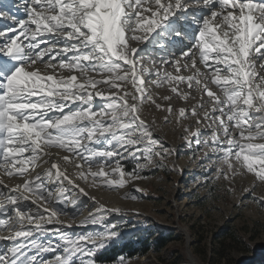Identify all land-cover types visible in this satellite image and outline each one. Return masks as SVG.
I'll return each mask as SVG.
<instances>
[{
  "label": "snow or ice",
  "instance_id": "1",
  "mask_svg": "<svg viewBox=\"0 0 264 264\" xmlns=\"http://www.w3.org/2000/svg\"><path fill=\"white\" fill-rule=\"evenodd\" d=\"M13 8L14 0H0V18L13 21L0 19V170L6 175L26 177L42 156H50L45 149L59 148L88 165L81 179L90 176L93 184L109 189L125 187L127 179L139 177L136 170L125 172V152L134 160L141 153L148 163L164 154L155 152L160 141L140 116L145 103L156 104L147 84L168 85L186 100L176 85L187 83L207 95L211 110L204 118L217 125L210 140L202 141L199 130L191 133L194 142L213 145L227 169L239 166L264 182V0H26L23 18ZM181 16L191 18L190 31L177 27ZM185 36L191 43L176 51ZM130 41L146 44L138 49ZM157 48L172 50L159 67H144L145 56ZM198 60L208 73L200 71ZM165 65L192 74L161 71ZM96 98L103 101L98 108ZM156 107L173 112L171 106ZM191 114L197 115L196 108ZM178 116L186 118V110ZM109 160L115 167L106 171ZM94 164L100 165L97 171ZM74 190L88 195L56 162L22 185L8 188L0 181V212L6 217L0 219V232L8 233L0 234V241L12 242L0 253V264H74L77 256L82 264H94L83 258L94 256L116 233L73 238L61 232L59 217L66 213L56 205L69 202L67 194ZM89 221L103 222L91 215L81 223ZM49 233H59L62 243L36 238ZM58 248L54 261L43 258Z\"/></svg>",
  "mask_w": 264,
  "mask_h": 264
},
{
  "label": "rangeland",
  "instance_id": "2",
  "mask_svg": "<svg viewBox=\"0 0 264 264\" xmlns=\"http://www.w3.org/2000/svg\"><path fill=\"white\" fill-rule=\"evenodd\" d=\"M3 2L8 4L10 0ZM14 3L13 12L23 18L26 0H14ZM0 19H3L5 24L13 23L6 18ZM190 19L186 20L181 16L177 27L190 31L194 27ZM168 39L175 38L168 37ZM130 43L136 48H141L142 45L145 47L146 44L135 41ZM190 43L191 41L185 36L184 43L177 45L182 49ZM152 52L153 55H146L147 58L142 61L146 68L159 67L160 58L166 57L160 50L155 49ZM160 53L162 56L157 55ZM44 59L47 60L48 57ZM151 61H155V64ZM197 67L204 73L209 72L199 60ZM165 69L173 72L174 75L192 74V70L183 69L180 73H175L168 65H165L161 71ZM257 71L260 72L261 69L257 68ZM89 74L101 78L95 73ZM100 87L105 92L108 91L104 85ZM126 87L130 92L133 90L130 85ZM147 87L156 104L162 105L163 109L169 106L173 109V112L169 113L158 109L156 104L145 103L140 112L141 119L150 126L153 138L160 141L155 146V152L164 154L153 155L151 163H148L141 153H137V158L134 160L125 152V158L121 161L125 172L136 170L139 173L138 178L127 179L125 187L109 189L102 182L93 184L90 176L87 180L81 179V171L86 172L88 168L82 159L74 157L72 153L63 149H45L46 152L57 153L60 168L76 185L88 193L87 196H82L78 190H74L67 194L69 202L57 203L56 206L66 213L59 217L64 225L61 227V232L73 238L80 235L100 236L115 232L116 235L108 238L105 247L97 249L95 254L116 244L128 243L138 248L147 243L150 247L145 255L129 258L120 256L114 262L102 264H121L123 258H126L123 260L124 264H191V258L197 264H264V203H262L264 182H259L254 175L239 166L234 171L227 169L218 159L219 153L213 151V145H197L191 135L199 130L202 141L210 140V133L217 128L215 123L204 118L205 110H211L209 98L202 90L189 88L187 83L176 85L179 93L188 95L186 100L172 92L168 85L157 87L148 83ZM209 87L220 94L216 85L209 83ZM102 102L100 98H96V107L98 108ZM202 102L205 105L204 109L197 107ZM181 108L186 110L184 119L178 116ZM193 108H196V116L191 114ZM189 141L193 142L189 143ZM140 147L142 148L143 145ZM65 156L69 157L68 161L63 159ZM137 163L147 164V167L136 169ZM99 167V164H94L92 170L97 171ZM113 167L115 164L109 160L105 170L111 171ZM23 178H28V175L9 177L0 170V181L8 188L15 187ZM65 186L68 185L65 183ZM48 187L53 188L55 185L49 183ZM56 195L59 193L57 192ZM2 200L3 197L0 196V201ZM101 206L106 211H98ZM112 206H121L128 210L135 207L139 214L132 218L127 214L109 218ZM43 207L51 210L52 205L43 204ZM91 215L97 220L102 219L103 222L81 223ZM3 218L6 217L0 212V219ZM0 234L8 235L7 232ZM157 236L166 237V244L158 250L155 248ZM36 238L41 242L51 240L54 245L62 243L59 233H49L43 237L37 235ZM11 243V241H0V253L10 247ZM87 246L92 247L91 244ZM61 251L58 248L54 252L42 255L45 260L54 261L55 256L61 254ZM83 259H92L94 264H98L94 256ZM74 264H82L79 256L74 257Z\"/></svg>",
  "mask_w": 264,
  "mask_h": 264
},
{
  "label": "bare ground",
  "instance_id": "3",
  "mask_svg": "<svg viewBox=\"0 0 264 264\" xmlns=\"http://www.w3.org/2000/svg\"><path fill=\"white\" fill-rule=\"evenodd\" d=\"M142 47H143V45H142ZM157 50H159V48H157ZM171 50L172 49H166L165 51H161V52H162L163 56H164V54L167 56L168 53H169V51H171ZM175 50L176 51H179L180 50V46L176 45L175 46ZM154 53H156V51H154ZM150 54L153 55V52L151 51ZM157 55L158 56H162L161 53L160 54H157ZM145 58H147V57H145ZM37 67H41L42 68L43 65L37 64ZM201 72H203V71H201ZM64 75H68V73L65 72ZM89 75H91V74H89ZM145 79L147 81L148 80V77H146ZM49 153H50V156H43L40 159V161L36 162V164L30 170V174L28 175V178H23L22 180L20 179L19 184L22 185L26 180H29V179L35 177L37 174H43V173H45L48 169L51 168V164L53 162H56V163L59 164L57 153H53V152H49ZM61 170H62V168H61ZM116 209H119V211H115ZM109 213H110L109 218H111V217H118L120 214H127V215H129L130 218H132V217H135V216H137L139 214L138 210L135 207L133 209L131 208V210H128V209L123 208L121 206H112V208H111V210H110ZM190 262H191V264H197L192 258H191V261Z\"/></svg>",
  "mask_w": 264,
  "mask_h": 264
},
{
  "label": "trees",
  "instance_id": "4",
  "mask_svg": "<svg viewBox=\"0 0 264 264\" xmlns=\"http://www.w3.org/2000/svg\"><path fill=\"white\" fill-rule=\"evenodd\" d=\"M166 244V237L164 236H157L155 240V248L158 250L162 248ZM141 247V248H140ZM138 248H134L132 245H129L128 243L124 244H116L113 246H110L107 250H100L94 255V260L98 264L102 263H110L114 262L115 259H117L120 256H125L127 258L133 257L135 255H145L150 247L146 243H144V246H140ZM126 258H123L125 260Z\"/></svg>",
  "mask_w": 264,
  "mask_h": 264
}]
</instances>
